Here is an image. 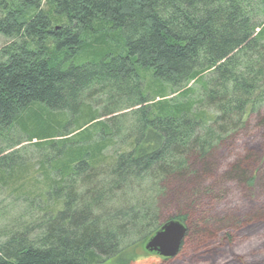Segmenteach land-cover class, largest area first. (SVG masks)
I'll list each match as a JSON object with an SVG mask.
<instances>
[{"label":"trees","instance_id":"trees-1","mask_svg":"<svg viewBox=\"0 0 264 264\" xmlns=\"http://www.w3.org/2000/svg\"><path fill=\"white\" fill-rule=\"evenodd\" d=\"M249 7L248 0H0L8 39L0 49V136L16 129L50 152L37 168L39 186L0 149V179L31 217L0 237V264H105L121 255L129 264L139 251L153 255L145 244L170 219L187 227L179 255L187 245L191 254L182 264H264V211L224 216L212 227L204 210L205 200L224 195L209 183L212 151L264 101V30ZM109 29L123 36L121 46L112 48ZM64 48L93 59L65 66ZM143 72L172 88L203 84L217 114L194 111L192 101L150 104ZM98 93L128 97L136 117L129 149L111 161L104 150L115 142L113 125L90 101ZM259 119L264 127V114ZM237 167L234 175L247 179ZM245 249L247 259L238 254Z\"/></svg>","mask_w":264,"mask_h":264},{"label":"rangeland","instance_id":"rangeland-1","mask_svg":"<svg viewBox=\"0 0 264 264\" xmlns=\"http://www.w3.org/2000/svg\"><path fill=\"white\" fill-rule=\"evenodd\" d=\"M248 4L253 21L264 30V0H248ZM109 31V33H115L116 35V40L111 42V44L113 43L112 48L121 46L124 43L123 36L116 30L109 29ZM7 42L8 39L0 34V49ZM103 50L104 46H101L99 53ZM67 53H69L67 49L61 53L58 52L59 58L63 61L65 60V66L82 64L93 59V54L90 51L84 54L69 53V56L66 55ZM152 78L154 79L149 73L145 74L144 72L141 78L142 88L148 95L150 104L159 103L162 99L170 103L192 101V103L194 102V111L205 110L210 116L217 114L214 108L209 107L205 103L203 84L196 83L193 80L189 81L184 85L190 89V93L186 95L182 93L185 89L183 91L181 89L185 88L184 86L172 88L169 85L157 83ZM160 87L164 89V93H161L163 96H160ZM109 96V94L98 93L96 96L91 97L90 101L100 110L102 122L106 121L105 124L113 125L112 133L110 131L108 133H111L110 135L115 142L104 150V156H107V160L111 161L118 152L129 149L126 144L131 142V134L135 129L136 117L132 111L134 109L133 102H130L131 100L128 97H120V101L114 102L109 100ZM258 108L261 109L259 114L249 111L245 116V126H241L238 132L228 134L224 144L212 151L211 156L213 155V157L210 161L212 164L211 170L214 173L211 175L213 179L209 183L215 187L217 192L222 191L224 195L219 196L217 201L214 200L208 203L209 201L205 200L204 202L206 206L204 210L207 211L205 213L213 218L211 226L213 224L219 225L220 223L217 222L222 220L224 216H248L252 212L264 211V127L259 126V116L264 114V101ZM105 110L109 113L107 111L104 112ZM42 117H44L42 114L37 117L38 122L44 121ZM73 128H75L74 125ZM102 132V130H99L95 134L94 140L99 139L100 135L103 136ZM0 149L7 154H12L17 161L22 162L20 163L27 168L29 173V180L36 178L39 182L41 181L38 185H42L43 173L41 169L37 170V168L40 167V162L44 157L43 154L50 152L37 149L27 141L25 133H20L16 129L5 132L4 136H0ZM246 161L249 162L244 164ZM238 165H241L239 173L247 171V179L237 178L234 175V169L237 170ZM230 170H232L231 179L228 176ZM250 179H254L251 184L249 182ZM209 183L206 185H210ZM23 199L19 194L13 193L10 187L7 188L0 179V237L2 240L14 228L16 223L28 221L31 218H29L30 209L23 202ZM35 213L36 210H33L32 214ZM215 225L213 226L215 227ZM260 230L261 228H259ZM247 250H238L239 256L246 258L250 253ZM190 254V247L187 245L183 256L178 253L175 256L177 261H174L173 264H182L183 259L188 258ZM175 257L169 259L173 260ZM123 259L124 257L121 255L105 264H124ZM185 261L187 262L188 260ZM162 262H164L163 258L158 255H147L139 251L138 261L129 264H159Z\"/></svg>","mask_w":264,"mask_h":264},{"label":"water","instance_id":"water-1","mask_svg":"<svg viewBox=\"0 0 264 264\" xmlns=\"http://www.w3.org/2000/svg\"><path fill=\"white\" fill-rule=\"evenodd\" d=\"M186 232L187 227L182 221L167 220L147 240L145 249L150 254L163 258H174L180 252Z\"/></svg>","mask_w":264,"mask_h":264},{"label":"flooded vegetation","instance_id":"flooded-vegetation-1","mask_svg":"<svg viewBox=\"0 0 264 264\" xmlns=\"http://www.w3.org/2000/svg\"><path fill=\"white\" fill-rule=\"evenodd\" d=\"M163 258V257H162Z\"/></svg>","mask_w":264,"mask_h":264}]
</instances>
